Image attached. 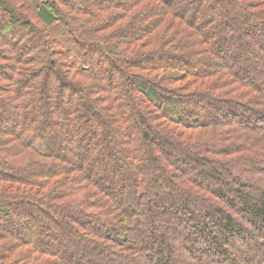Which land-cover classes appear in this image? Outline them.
I'll return each instance as SVG.
<instances>
[{
    "label": "trees",
    "instance_id": "trees-1",
    "mask_svg": "<svg viewBox=\"0 0 264 264\" xmlns=\"http://www.w3.org/2000/svg\"><path fill=\"white\" fill-rule=\"evenodd\" d=\"M0 264H264V0H0Z\"/></svg>",
    "mask_w": 264,
    "mask_h": 264
}]
</instances>
